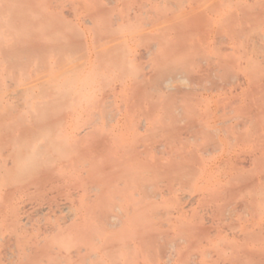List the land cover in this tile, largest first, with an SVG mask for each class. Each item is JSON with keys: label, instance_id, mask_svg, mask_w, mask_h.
<instances>
[{"label": "rangeland", "instance_id": "1", "mask_svg": "<svg viewBox=\"0 0 264 264\" xmlns=\"http://www.w3.org/2000/svg\"><path fill=\"white\" fill-rule=\"evenodd\" d=\"M0 264H264V0H0Z\"/></svg>", "mask_w": 264, "mask_h": 264}, {"label": "bare ground", "instance_id": "2", "mask_svg": "<svg viewBox=\"0 0 264 264\" xmlns=\"http://www.w3.org/2000/svg\"><path fill=\"white\" fill-rule=\"evenodd\" d=\"M164 82L168 84V83L170 82V79H167V80H165ZM113 217H114V216H113ZM110 224H113V222L110 223ZM114 224H116V223H114ZM170 247H171V246H170ZM168 255H171V254L169 253ZM168 255L166 254V258H167ZM171 257H172V256H171ZM168 258H169V256H168ZM168 258H167V259H168ZM167 259H166V260H167ZM171 259H172V258H171ZM169 260H170V259H169Z\"/></svg>", "mask_w": 264, "mask_h": 264}]
</instances>
